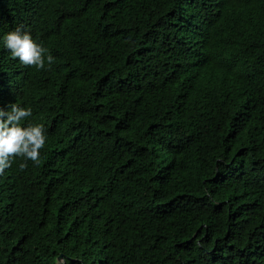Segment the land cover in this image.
I'll return each instance as SVG.
<instances>
[{"label": "trees", "instance_id": "obj_1", "mask_svg": "<svg viewBox=\"0 0 264 264\" xmlns=\"http://www.w3.org/2000/svg\"><path fill=\"white\" fill-rule=\"evenodd\" d=\"M38 163L0 175V264H264V0H0Z\"/></svg>", "mask_w": 264, "mask_h": 264}, {"label": "clouds", "instance_id": "obj_2", "mask_svg": "<svg viewBox=\"0 0 264 264\" xmlns=\"http://www.w3.org/2000/svg\"><path fill=\"white\" fill-rule=\"evenodd\" d=\"M0 45L10 52L13 59L24 65L43 69L53 62V56L30 32L17 27L0 35ZM32 116L31 107L11 104L10 109L0 107V175L11 167L16 158H21L19 167L28 162L36 164L45 148L47 137L42 124L21 122Z\"/></svg>", "mask_w": 264, "mask_h": 264}, {"label": "water", "instance_id": "obj_3", "mask_svg": "<svg viewBox=\"0 0 264 264\" xmlns=\"http://www.w3.org/2000/svg\"><path fill=\"white\" fill-rule=\"evenodd\" d=\"M59 262H60V264H65V262L63 261V256L59 257Z\"/></svg>", "mask_w": 264, "mask_h": 264}]
</instances>
